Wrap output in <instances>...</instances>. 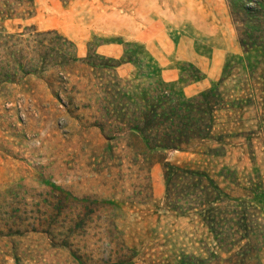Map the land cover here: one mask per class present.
<instances>
[{
  "label": "rangeland",
  "instance_id": "1",
  "mask_svg": "<svg viewBox=\"0 0 264 264\" xmlns=\"http://www.w3.org/2000/svg\"><path fill=\"white\" fill-rule=\"evenodd\" d=\"M20 1L0 0V264H264V0ZM151 111L212 137L151 149ZM168 162L242 203L252 242L168 197Z\"/></svg>",
  "mask_w": 264,
  "mask_h": 264
},
{
  "label": "trees",
  "instance_id": "2",
  "mask_svg": "<svg viewBox=\"0 0 264 264\" xmlns=\"http://www.w3.org/2000/svg\"><path fill=\"white\" fill-rule=\"evenodd\" d=\"M30 0H21L20 5H25ZM3 13L8 14L7 10ZM72 60H75L73 58ZM162 113L157 111H151L147 114V127L142 129L140 125H133L132 128L137 130V132L144 137L149 148L151 149H180L187 151L190 148V140L193 138L195 140H203L205 138H211V126L206 125L205 128L202 126L198 127L197 131H188L185 128L173 127L171 124L166 126H161ZM154 120L149 121L150 119ZM155 120L157 123H155ZM189 136L188 139L182 137L185 133ZM165 176L167 179L168 197L174 200L177 199L179 202L196 201L204 206L201 210L202 219L206 226L215 233L216 236H220V244L227 245L229 243L228 235L232 238L234 236H240L241 240L247 238L252 242L253 234L248 231L246 226L241 223V221L233 222L230 218L231 216L238 217L241 214L245 215L248 213L242 207V203L239 205L226 203L225 199L222 197V189L216 183V181L203 169L188 166L187 163H173L168 162L165 164ZM246 208V207H245ZM236 214H239L238 216ZM238 219V218H237ZM241 232V233H240ZM238 240V239H237ZM240 240V239H239ZM237 244V243H235ZM125 255L116 254L115 262L109 264H137L131 261L130 257L128 261H124L122 258ZM205 258L192 255L184 257L180 264H219V261H207Z\"/></svg>",
  "mask_w": 264,
  "mask_h": 264
}]
</instances>
